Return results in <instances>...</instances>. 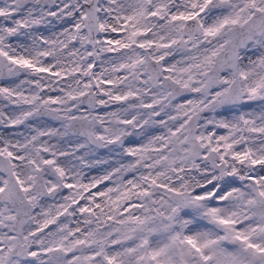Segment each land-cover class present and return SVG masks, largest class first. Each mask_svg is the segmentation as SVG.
Returning <instances> with one entry per match:
<instances>
[{
  "label": "snow or ice",
  "instance_id": "obj_1",
  "mask_svg": "<svg viewBox=\"0 0 264 264\" xmlns=\"http://www.w3.org/2000/svg\"><path fill=\"white\" fill-rule=\"evenodd\" d=\"M0 264H264V0H0Z\"/></svg>",
  "mask_w": 264,
  "mask_h": 264
}]
</instances>
